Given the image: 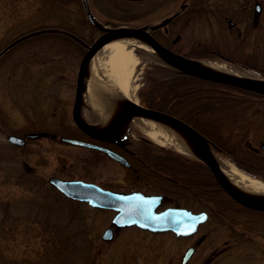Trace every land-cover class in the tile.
<instances>
[{
    "label": "rangeland",
    "instance_id": "374dc122",
    "mask_svg": "<svg viewBox=\"0 0 264 264\" xmlns=\"http://www.w3.org/2000/svg\"><path fill=\"white\" fill-rule=\"evenodd\" d=\"M89 1L96 16L111 20L107 26L123 23L118 19L126 16L132 17L129 25L161 20L182 2ZM223 1L218 13L185 14L180 21L184 38L173 47L181 53L215 50L264 70V19L256 26L253 23L255 3L264 6V0H250L252 7L246 10V21L236 8H240L239 0ZM225 16L235 23L231 24ZM47 26L67 27L89 42L107 29L94 27L87 20L82 0H0V264H182L185 250L195 244L197 236L180 238L173 232L150 233L137 226H114V237L106 240L103 233L113 226L115 211L72 200L50 183L51 176L93 170L79 165L82 157L92 156V150L63 145L48 137L32 138L23 147L8 140L10 133L23 135L39 130L77 134L73 99L84 50L75 41L58 36L16 40ZM143 57L137 56L131 78L132 87L137 88L131 89L130 97L136 100H139L140 88L147 84L148 67L157 63L154 58L161 59L148 51ZM254 101L262 103L254 118L259 130L253 136V143L258 145L264 138V99L254 98ZM133 124L134 139L146 135L155 141L140 125ZM131 146L136 150L146 148L135 143ZM245 150L243 141L239 151ZM219 155L230 160L226 155ZM72 162L77 169L75 165L71 168ZM25 163L31 165L33 172L26 169ZM113 171L118 174L119 169ZM202 181L204 185L210 184L204 178ZM204 189L189 192L188 199L179 197L180 203L193 201L196 194L204 201H212L210 198L219 195L211 188ZM189 206L200 209L204 205ZM247 220H254L260 231H264V214H239L232 220L234 228L245 229L243 223ZM208 230L211 235L188 264H200L224 247L226 240L232 245L220 254L215 264H264L262 249L237 234L226 222L212 216L200 232ZM247 235L260 237L255 232Z\"/></svg>",
    "mask_w": 264,
    "mask_h": 264
},
{
    "label": "flooded vegetation",
    "instance_id": "af4514ba",
    "mask_svg": "<svg viewBox=\"0 0 264 264\" xmlns=\"http://www.w3.org/2000/svg\"><path fill=\"white\" fill-rule=\"evenodd\" d=\"M240 1V13L244 15V21H246V10L251 9V1L250 0H239ZM223 0H182L181 4L175 8V10L164 17L161 20H155L152 24V34L158 39L160 42L168 46L169 48L181 53L179 50L173 47L174 44H177L181 42L184 38L183 36V29L180 27L181 20L184 19L185 14L190 13L193 15H199L201 13H204V11H213L218 13L220 7L223 4ZM254 7V16H253V23L255 26L258 24V22H263L264 19V6L261 4L259 11L256 9V4ZM245 13V14H244ZM251 13V12H250ZM252 14V13H251ZM252 17V16H251ZM165 18H170V20L165 25H161L162 21ZM225 19L227 21H231V24H234L235 21L231 20L229 16H225ZM112 27L117 25H111ZM165 39H163V36ZM168 39V41H166ZM86 42L84 44V54L88 50L89 46L94 42L84 39ZM163 41H166L164 43ZM147 53V52H144ZM195 53H205L203 51H189L186 53H182L184 55L194 57ZM207 53V52H206ZM83 54V56H84ZM82 56V58H83ZM231 57V56H230ZM148 60L152 59L151 57H146ZM154 58V57H153ZM232 58V57H231ZM155 59V60H154ZM152 60L157 61L156 58ZM234 59V58H233ZM82 60V59H81ZM171 71H179L177 68H174L172 66H169ZM79 71V70H78ZM77 84H78V74H77V80H76V90H75V96L73 99V108L76 102V94H77ZM203 86L198 87V91H203ZM203 99V97H199V101ZM258 99H261L258 97ZM264 99V98H262ZM197 100V101H198ZM139 101L144 104V101L141 96H139ZM166 104L167 108H180L181 112H172L165 110L171 114H174L180 118H183L188 121V114L186 116L182 114V111L190 110V113L194 116H197L200 119L204 118L205 110L201 109L203 106V103L195 105L194 101H187V97L182 96L179 99L174 97H167L166 98ZM262 104V103H261ZM260 103L256 102H249L248 103V109H249V115L247 117V125L245 129L248 132V136L246 137L245 147L248 151L251 153H257L264 149L263 143L264 138L261 140V142L256 145L253 143V136L255 132L259 130V126L256 124L254 118H256V115H258L257 110L259 111V108L261 106ZM195 105V106H194ZM260 105V106H259ZM81 112L85 118L88 117L90 120H97L98 116L95 113H92L89 111L88 106L85 103H81L80 105ZM189 108V109H188ZM164 110V109H162ZM218 112H220L219 108L217 109ZM90 116V117H89ZM131 127H134V124L128 123L124 125L122 128H119L112 134H107L103 136H96L93 134L88 133L87 131L83 130L80 126H78L75 123V128L77 129L76 135H65L60 132H52L49 130H39L42 131L43 134H41L39 137H48L52 139L53 141L61 142L63 145H72V146H78L83 147L92 150V156L88 157H82L81 162L79 163L80 167H89L93 170H82V173H75L74 175H68V176H60L64 178H82L89 181L97 182L104 187L111 188L114 190H120L124 192H130V191H142L146 194H160L162 195V204L160 208H164L167 206H184L191 208L194 212H201V211H207L209 214V218L206 222L201 223L199 226L198 232H196L193 235L190 236H178L180 238H193L197 236V239L195 241V244H191L190 246L194 247V252L190 259L187 262L183 261L184 255L187 251V249L190 247L188 246L185 250L183 257H182V264H188L190 260L193 259L195 254L198 252L199 248L202 246V244L206 241V239L211 235V231L208 230L206 232H200L201 228L207 224V222L211 219V217L218 218L221 222H226L228 226L232 229L234 227L233 219L237 218V215H244V214H250L254 211L259 212V210H255L252 208H249L245 205H242L241 203L235 201H232L230 198L221 197L218 198H210L212 201H204L198 194H196V197L192 201H187L186 203L183 202V204L180 203V198L188 199L189 195V187L190 184L186 177L184 175H176L173 174V168H172V155L174 153H180L173 149H163V148H157L156 145H161L157 141L151 140L149 137H147L145 134L144 137L140 139H134L133 136V129ZM28 132H25L22 136L26 137V142L23 146L28 145L30 143V137L27 136ZM55 133V135H54ZM64 136H69L73 138H77L80 140H84L87 142L94 143L99 146H87L77 143L68 142L63 139ZM135 144H142L145 149H132L131 145ZM153 144V145H152ZM102 147V148H101ZM105 148H109L117 152L121 157H116L110 152H108ZM224 149L225 146L223 147ZM227 150V149H226ZM229 153L234 157H244V154L240 151L233 152L229 151ZM71 168H74L75 162L71 163ZM82 165V166H81ZM75 168L77 169V166L75 165ZM26 169L31 173L33 172L32 167H27ZM114 169H119L117 171L118 174H114ZM112 170V172H110ZM58 176V175H57ZM215 178V177H214ZM50 179V178H49ZM203 178L198 179L200 183L203 184L202 181ZM216 185H219L221 188H223L220 183L215 178ZM200 184V185H202ZM202 187L197 186V189H200ZM224 189V188H223ZM226 192V190L224 189ZM191 193H196V191L191 190ZM227 193V192H226ZM228 196H230L227 193ZM231 197V196H230ZM232 198V197H231ZM233 199V198H232ZM173 203V204H166L165 202ZM175 201V202H173ZM164 204V205H163ZM200 204L204 205L200 209L192 208L189 205H194L193 207L199 206ZM172 232V231H170ZM174 233V232H173ZM243 233H247L243 231ZM175 234V233H174ZM237 242V240H234ZM230 241L226 240V244L224 247L217 249L215 252H213L209 258L204 259L200 264H215L217 259L221 256L220 254L226 252L229 250L230 247Z\"/></svg>",
    "mask_w": 264,
    "mask_h": 264
},
{
    "label": "water",
    "instance_id": "95a60500",
    "mask_svg": "<svg viewBox=\"0 0 264 264\" xmlns=\"http://www.w3.org/2000/svg\"><path fill=\"white\" fill-rule=\"evenodd\" d=\"M83 4L88 18L96 25H101L91 10L90 1L83 0ZM259 9L260 5L258 4L257 11ZM169 20L170 18L164 19L161 25L167 24ZM101 26L107 29L89 46L87 52L83 56L78 72L76 102L73 108L74 119L78 126L90 134L103 136L114 133L116 130L121 128L120 124L126 117L134 114H141L169 121L183 128L193 136L195 146L198 151V154L195 155L203 160L211 168L220 185L228 192L231 197L250 208L264 210V199H254L243 196L227 181L220 169L217 158L212 153L213 148L211 147L206 135H204V133H202L186 120L169 112L143 105L137 101H130L126 103L124 109L119 113L112 123L102 130H94L88 125L90 121L83 117L80 110L86 72L92 56L107 41L123 34H135L144 38L157 51L158 55L163 60L185 73L214 81L229 83L261 94H264V81L196 68L190 64V61L195 58L182 55L162 44L152 34L150 27L129 25H120L116 27H106L104 25ZM24 37H27V35ZM42 133L43 132H28L27 136L38 137ZM63 139L72 143L98 146L93 143L72 137H63ZM8 140L18 145H23L26 142V137L12 133L8 135ZM107 150L115 156L121 157L113 150ZM26 166L29 167L28 164H26ZM50 181L71 198L86 201L93 207L116 210V214L112 218V223L118 227L136 224L144 229L154 232H166L169 230H174L179 235H191L197 232L201 222H204L208 219L207 212L203 211L195 213L186 207L170 206L162 210H158V207L162 202V196L158 194H145L140 191L126 193L105 188L95 182L86 181L83 179H65L53 176L51 177ZM202 217L203 219H201ZM113 236V227H108L103 234V238L108 240L113 238ZM193 250L194 247H190L187 250L184 257V262L190 258Z\"/></svg>",
    "mask_w": 264,
    "mask_h": 264
},
{
    "label": "trees",
    "instance_id": "16d2710c",
    "mask_svg": "<svg viewBox=\"0 0 264 264\" xmlns=\"http://www.w3.org/2000/svg\"><path fill=\"white\" fill-rule=\"evenodd\" d=\"M85 14V13H84ZM86 16V14H85ZM132 17H119L118 20L123 23L131 21ZM98 20L103 23H112L111 20H102L98 17ZM150 25V22L144 23ZM33 33V34H30ZM30 34V35H28ZM27 37L25 39H31L40 35H51L63 38H68L75 41L82 49H84L85 38H83L77 32L61 26H47L39 29H34L25 33ZM137 53L140 51L136 50ZM205 53H195L196 57H220L226 58L231 61H235L230 56L219 53L215 50H207ZM207 52V53H206ZM238 64L257 69L243 62H237ZM264 74V70L257 69ZM148 82L140 89V95L146 105L154 108L164 109L172 112H181L180 108H167L166 98L174 97L179 99L182 96L187 97V101H194L195 105L202 104L201 109L205 110L204 118L200 119L190 113V110L182 111V114L186 116L188 114V121L194 124L202 132H204L214 144V147L235 161L239 166L244 168L247 172L254 174L264 179V149L257 153L247 152L245 150L244 157H234L229 151L238 152L243 148V141L246 140L248 132L245 129L247 125V117L249 115L248 103L255 102L254 98H264V95L257 92L240 88L231 84H225L208 79L199 78L194 75L183 73L181 71H171L170 67L162 65L160 63L150 64L147 70ZM203 86V91L199 92L198 87ZM199 97H203L200 101ZM198 100V101H197ZM194 105V106H195ZM219 108L220 112L217 111ZM189 109V108H188ZM133 129V127H131ZM225 146L224 149L223 147ZM168 149L167 147H158ZM172 170L173 174L184 175L190 184V191L196 190L197 186L211 188L213 191L219 194L218 196L230 198L235 201L221 188L216 185V181L212 171L204 164L200 159L192 156L185 155L183 153H174L172 155ZM204 178L209 181V185L200 183L198 179ZM202 184V185H200ZM200 188V189H202ZM206 196H210L208 192H205ZM213 195V194H212ZM214 196V195H213ZM218 196H214L217 198ZM254 214H264V210L259 212L254 211ZM245 232L239 228L235 229L237 234L245 237L246 240H251L254 245L259 246L264 252V231H260L255 221H246ZM249 232V233H248ZM253 232L259 233L260 237H256Z\"/></svg>",
    "mask_w": 264,
    "mask_h": 264
},
{
    "label": "bare ground",
    "instance_id": "6f19581e",
    "mask_svg": "<svg viewBox=\"0 0 264 264\" xmlns=\"http://www.w3.org/2000/svg\"><path fill=\"white\" fill-rule=\"evenodd\" d=\"M135 47L158 55L157 51L142 37L123 34L107 41L92 56L84 82L82 102L96 111L100 119L88 123L94 130H102L112 123L132 101L131 85L133 69L137 63ZM196 68L264 81V75L245 67H239L225 59H193ZM135 122L160 144L175 147L190 154H198L193 136L183 128L160 118L141 114L126 117L120 125ZM227 181L243 196L264 199V180L240 169L212 150Z\"/></svg>",
    "mask_w": 264,
    "mask_h": 264
},
{
    "label": "snow or ice",
    "instance_id": "6c2138e0",
    "mask_svg": "<svg viewBox=\"0 0 264 264\" xmlns=\"http://www.w3.org/2000/svg\"><path fill=\"white\" fill-rule=\"evenodd\" d=\"M201 219H203V217Z\"/></svg>",
    "mask_w": 264,
    "mask_h": 264
}]
</instances>
